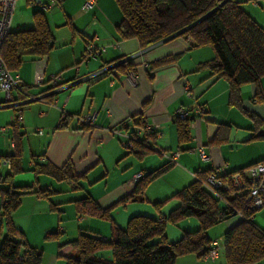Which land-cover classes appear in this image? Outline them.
Instances as JSON below:
<instances>
[{"label": "crops", "instance_id": "0c3cea01", "mask_svg": "<svg viewBox=\"0 0 264 264\" xmlns=\"http://www.w3.org/2000/svg\"><path fill=\"white\" fill-rule=\"evenodd\" d=\"M76 1V7L71 9L67 8V0L61 3L56 0L55 6L59 5L68 18L61 25L63 30L67 29L61 37L54 35L48 22L54 35V47L43 58L42 65L45 80L52 75L59 76L60 89L54 93L53 104L46 106L41 101H26L24 97L19 102L21 118L16 126L18 128L0 129V133L6 136L3 139L4 149L7 150L6 142L11 149L5 154H12L14 137L21 150L23 171L13 176V185L52 192L49 199L58 210L56 216L46 198L38 194H25L13 214L15 226L23 231L31 246L40 249L31 236L55 233L52 238L54 242L48 248L53 254L47 252L44 256L42 252L41 264H65L64 257L75 254L69 241L81 229L109 236V223L98 219L85 217L82 221L70 222L67 224L69 227L60 225L67 208L74 206L72 201L77 198L88 194L100 206L107 207L132 191L136 173L144 176L170 163L165 172L147 185L141 200L125 202L112 210L114 222L123 227L124 221L135 214L145 213L153 217L157 213L162 217L166 215L177 206L178 200L169 199L158 212L153 203L165 200L187 186L198 171L218 167L222 173H226L264 159V101H255V85L246 83L240 87L239 105L230 103L227 81L211 77L207 68H198L200 63L214 57L210 46L188 49L184 38H174L140 49L135 38L121 39L118 36L115 26L122 13L114 0H95L94 7L90 9L93 15L90 19L88 13L80 9L84 0ZM241 6L264 28V0L243 1ZM89 42L100 48L101 52L96 57L84 59L82 53ZM167 56H176V60L161 67H151L152 62ZM127 58L130 61L119 67L109 66ZM35 63V60H26L15 71L24 91L33 95L47 88L46 85H33ZM105 66L103 75L86 79ZM260 86L264 93V76L260 79ZM12 95L20 96L16 90ZM199 104L206 113L189 117L190 138L179 146L175 112L179 107L194 109ZM6 108L9 107L3 109ZM88 113L95 115L93 126L88 130L81 129L76 116ZM62 117L66 121L58 126ZM128 118H131L129 125L139 120L158 127L159 132L151 142L152 148L142 156L136 152L126 153L121 140L114 133V130L121 129V122ZM11 120L10 116L9 123ZM39 129L41 133L37 131ZM191 148H201L209 160L203 161L196 153L187 151ZM175 151L180 152L176 159L172 161L166 157ZM66 161H71L74 170L81 175V189L78 191L71 190L66 182L45 175L34 176L30 171L36 163L61 166ZM109 161L115 165H107ZM0 166L5 167L6 171L9 169L5 165ZM260 212L264 220V206L257 214ZM257 214L253 221L264 230V222L258 220ZM239 220L238 215H232L211 227L208 230L211 241L220 242L221 235ZM173 226L178 238L183 232L197 229L198 222L189 218ZM55 237L58 238L55 240ZM41 250L46 248L42 247ZM221 261V257L212 262L188 254L179 256L174 264H221ZM255 264H264V258Z\"/></svg>", "mask_w": 264, "mask_h": 264}, {"label": "trees", "instance_id": "16d2710c", "mask_svg": "<svg viewBox=\"0 0 264 264\" xmlns=\"http://www.w3.org/2000/svg\"><path fill=\"white\" fill-rule=\"evenodd\" d=\"M61 1L57 0L59 3ZM114 1L122 13L115 26L121 39L135 38L140 49L174 38H184L188 49L210 46L214 57L200 63L198 68H207L211 77L227 81L230 103L239 105L240 87L246 83L255 85L254 100L264 101L260 86V79L264 76V28L242 8L241 3L249 0ZM34 14V26L9 31L0 48V56L11 72L17 71L25 60L34 61L46 57L54 47V35L44 14L37 11ZM175 60L176 56L163 57L152 62L151 67H161ZM128 61L129 58L122 59L120 63L109 66L119 67ZM43 85L47 88L36 95L26 93L20 86V96L12 95V101L16 104L9 108L14 119L7 125L18 128L17 117L21 115L19 102L27 95L40 96V101L46 106L53 104L54 91L60 82L53 86L50 80H44L38 87ZM199 106L203 108L202 104ZM203 113H206L204 108ZM130 119H125L127 124ZM65 121L66 118L62 117L58 126ZM142 122L138 120L133 125ZM174 122L180 146L190 138L189 118L183 119L175 115ZM78 125L87 130L93 126L80 122ZM158 132L159 130L153 131L141 139L133 140V149L124 147L126 153L136 152L142 156L152 148V139ZM16 139L14 137L12 154L0 155V160L6 158L10 162L9 169L5 173L0 172V264H41L42 251L28 243L23 231L15 226L13 214L25 194H38L49 201L51 210H58L56 204L50 202L52 192L33 189L31 186L13 185V176L23 171L21 150L17 147ZM169 164L142 175L128 195L107 207L100 206L88 194L72 201L77 217L81 218L79 221L85 217L106 221L110 225V234L104 237L97 232L81 229L69 241L75 254L66 256L65 264H174L183 255L194 254L203 258L212 242L208 230L232 215H238L240 220L221 235V264H255L262 260L264 230L253 221L260 208H254L247 200V186L237 190L230 186L214 192L207 189L204 179L214 168L196 172L187 186L165 200L154 202L153 207L158 212L169 199L178 200L177 206L163 217L160 213L154 217L135 214L128 218L124 227L114 222L112 210L125 202L141 200L147 185L165 172ZM246 167L226 173L219 171L218 176L229 180L231 174L241 172ZM30 171L34 176L45 175L59 182H66L73 191L81 189V175L74 170L71 161H66L61 166L36 163ZM189 218L197 220L198 228L183 232L177 240L170 242L165 234L166 223L176 224Z\"/></svg>", "mask_w": 264, "mask_h": 264}, {"label": "built area", "instance_id": "2783aa9c", "mask_svg": "<svg viewBox=\"0 0 264 264\" xmlns=\"http://www.w3.org/2000/svg\"><path fill=\"white\" fill-rule=\"evenodd\" d=\"M17 0H0V48L2 43L6 37V35L10 31V24L14 12V6ZM40 1V0H35ZM56 0H50L48 4H43V8L48 9L50 7L55 6ZM95 0H84L81 8L84 11L90 10L94 7ZM101 52L100 48L95 46L92 43H88L84 52L82 53V58L89 59L98 56ZM44 58V57H43ZM40 58L35 60L36 61V69L33 75V85L39 86L44 82L43 78V71L44 66L42 65L44 59ZM106 71V66L99 71L94 72L93 74L88 75L86 79L97 78L104 74ZM133 77V74L130 73ZM50 84L56 86L59 81V76L52 75L49 78ZM135 81V80H133ZM21 82L18 77V74H13L5 65L4 61L0 56V108L4 107H11L15 105L16 102L12 101V92L13 90L20 92ZM60 86L57 85L54 92L58 91ZM188 95H190L188 91ZM26 101L34 100L40 101V96H26ZM203 113L202 107H195L194 109H187L185 107H179L175 115L179 118L188 119L189 117L199 115ZM12 117L11 122H13L14 117ZM21 118L20 115L17 117V121ZM95 115L94 113H88L77 117L78 122L80 123H89L93 124ZM128 122L123 120L121 122V129L114 130L115 135H117L122 142L123 147L127 149H133V140L141 139L142 137L150 134L153 131H157L158 127L154 124H150L147 122H142L137 125H129ZM130 126V127H129ZM10 128L9 125L2 126L0 129L1 131L8 130ZM41 133V130H37ZM189 152L196 153L203 161H208L209 156L203 152L201 148H191L187 150ZM180 152L175 151L171 154L167 155L168 159L172 160L176 159L179 156ZM1 165H5L7 167L10 166V162L8 159L3 158L0 160ZM220 168L215 167L204 179V186L209 189L210 191H216L217 189H228L230 186L233 190L241 189L247 186L248 194L247 200L250 201L251 205L259 209L264 205V160L257 161L250 166L243 169L241 172L233 173L229 176V180H225L218 176V172ZM142 177V173H136L133 177L134 181H138L139 178ZM81 218L78 217V220ZM163 221L162 219H159ZM222 251V246L218 240H214L209 245V250L203 256L205 261H215L219 258Z\"/></svg>", "mask_w": 264, "mask_h": 264}, {"label": "rangeland", "instance_id": "374dc122", "mask_svg": "<svg viewBox=\"0 0 264 264\" xmlns=\"http://www.w3.org/2000/svg\"><path fill=\"white\" fill-rule=\"evenodd\" d=\"M49 2H50V0H40V1H35V0H17L16 3H15V6H14V12H13V16H12V20H11V24H10V31L14 32V31L20 30V29L32 28L34 26V20H35L34 12L37 11V12H42L44 14L47 22H49V24L52 27L54 35L61 37L64 34V31H67V29L63 30L61 28L62 27L61 25L64 22H66L68 18L65 15V11L61 10V8L58 7L59 5L53 6L52 8H50V10L43 8V4H48ZM76 3H77L76 0H67V8L70 7L71 9H74L76 7ZM80 9H81V11H84L82 8H80ZM88 11L89 10L84 11V12L88 13L87 16L90 19L91 16H93V15H91L92 10H90L89 12ZM80 13H82V12H80ZM27 61H31V60H27ZM33 72H34V69H33ZM12 73L15 74V72H12ZM37 107H38V105L36 104V108ZM26 111L27 110H25V112ZM12 115L13 114H12L11 108L10 109L9 108L0 109V121L2 122V123H0L1 126H5V125L9 124L10 116H12ZM4 138H6V136L4 134L0 133V155L5 154L6 151L7 152L11 151V149L8 148V143L7 142H6L7 150L4 149L5 148V143L3 142ZM262 151L264 152V150H262ZM129 157H131V156H129ZM131 158L133 159V161H137L133 157H131ZM107 165H115V164L112 161H109V163H107ZM0 171H3V173H5L6 172L5 167L0 166ZM111 175L113 176L114 173L112 172ZM94 189H98V188H94ZM73 207L74 206L70 205V207L67 208V212H65V218L60 223V225H62V226L66 225L67 227H69V225H67V224H69L70 222L76 221V220L79 221L78 217L75 216V214H74L75 209ZM262 208H260L259 211ZM121 209H122V207H121ZM53 213H55L56 216L58 214L57 211H55V210H53ZM139 214H144L145 215V213H139ZM259 214L261 216H263V214L261 212L258 213L257 214L258 220L260 222H264V220H262L263 218ZM66 215H67V218H66ZM23 222H25V221H23ZM125 222H127V221H124V224L126 225ZM165 228H166L165 230L170 229V231L168 230L165 233L166 236H168V240L170 242H173V241H175V240H177L179 238V237L176 238V230H174L175 226H173V223L167 222ZM58 237H55V240ZM31 238L35 242H37L36 244L38 246H40L39 250H41L42 247L46 248V250H44V251L41 250L43 252L44 256L47 255V252H48V254H53V251L48 249L52 245L51 242H54V239H52L53 238L52 234L49 235V236L48 235H44V234H37L36 236H31ZM176 264H185V263L176 262Z\"/></svg>", "mask_w": 264, "mask_h": 264}, {"label": "water", "instance_id": "95a60500", "mask_svg": "<svg viewBox=\"0 0 264 264\" xmlns=\"http://www.w3.org/2000/svg\"><path fill=\"white\" fill-rule=\"evenodd\" d=\"M28 101H34V100H28Z\"/></svg>", "mask_w": 264, "mask_h": 264}, {"label": "bare ground", "instance_id": "6f19581e", "mask_svg": "<svg viewBox=\"0 0 264 264\" xmlns=\"http://www.w3.org/2000/svg\"><path fill=\"white\" fill-rule=\"evenodd\" d=\"M213 262V261H212Z\"/></svg>", "mask_w": 264, "mask_h": 264}]
</instances>
